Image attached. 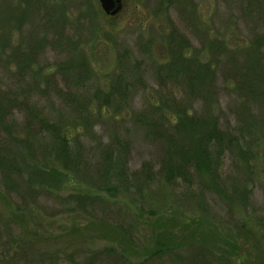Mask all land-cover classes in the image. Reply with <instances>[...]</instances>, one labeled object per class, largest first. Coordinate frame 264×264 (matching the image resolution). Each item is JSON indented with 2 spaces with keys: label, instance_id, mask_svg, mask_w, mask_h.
Listing matches in <instances>:
<instances>
[{
  "label": "rangeland",
  "instance_id": "rangeland-1",
  "mask_svg": "<svg viewBox=\"0 0 264 264\" xmlns=\"http://www.w3.org/2000/svg\"><path fill=\"white\" fill-rule=\"evenodd\" d=\"M41 1L31 0L27 5L24 0H0V82L12 91L20 89L22 84L10 58L14 53L30 55L33 40H41L43 46L36 54V66L44 73H56L57 84L65 90L74 87L68 74L57 69L74 56L84 58L88 68L85 74H81L80 67L75 72L86 78L79 86L84 94L107 89L114 74L122 71L127 79L141 74V84L133 80L134 89L122 100L119 114L126 119L133 111L154 103L153 94L157 90L177 98L182 95V87L164 70L160 71L164 86L157 82V66L171 60L161 48L171 28L186 37L191 51H200L204 59L211 61L214 53L206 45L212 39L233 41L244 51L255 37L264 35V0H122V9L116 15L105 14L99 0ZM12 7L24 8L29 13L17 24ZM8 37L11 42L6 41ZM1 40L5 41L3 46ZM126 50L129 59L123 65L118 64L119 55ZM244 56L242 53L239 57L241 65ZM217 59L220 64L215 67L214 112L219 116L220 128L238 129L244 104L254 120H264V103L236 93L226 80L229 64L221 56ZM134 62L138 63L135 69L131 67ZM50 99L35 95L32 100L42 105L59 102L53 95ZM12 116L19 125L25 119V113L19 109ZM114 127L103 116L96 119L91 134L82 137V144L92 151L86 160L88 174H94L92 164L99 159V143L109 141ZM117 130L124 135L130 130L131 171H138L144 162L159 165L160 147L146 137L143 129L132 131L127 121ZM256 130L259 136L261 132ZM255 147L258 154L249 165H243L232 153H227L222 163L221 176L228 186V195L237 186L246 193L243 203L217 191L205 190V212L197 198L180 199L178 195L184 188L178 192L166 189L167 197L156 210L159 214L164 209L165 215L177 217L180 228L164 239L172 251L149 260L160 222L157 215L147 213V208L140 215L126 195L119 194L115 199L118 204L112 202L105 208L90 204L70 208L72 204L64 198L78 192L95 193L92 183L73 175V182H66L60 190H55L57 193L42 192L32 200L24 180L17 177L21 195L16 190L7 194L0 181V264H264V137ZM23 175L28 178L30 170H25ZM147 199L151 201L144 202L147 207L158 203L151 195H146ZM130 221L136 223L140 240L134 252L129 253L130 258L123 259L117 256L112 236H103L93 225L104 224L108 228L111 223Z\"/></svg>",
  "mask_w": 264,
  "mask_h": 264
},
{
  "label": "trees",
  "instance_id": "trees-1",
  "mask_svg": "<svg viewBox=\"0 0 264 264\" xmlns=\"http://www.w3.org/2000/svg\"><path fill=\"white\" fill-rule=\"evenodd\" d=\"M24 1L27 5L31 2ZM26 11L21 7H12L17 24L29 13ZM165 39L166 44L161 48L171 60L157 66V82L164 86L165 80L160 72L164 70L182 87V95L177 98L174 94L167 95L157 90L153 94L155 102L143 110L133 111L128 119L119 114L121 103L134 89L135 83L141 84V74L136 73L127 79L122 71L114 74L107 89L84 94L79 86L86 78L75 72L76 67H80L81 74H85L88 68L84 58L74 56L73 60L61 64L57 69L68 74L74 87V90H65L57 84L56 73H44L36 66V54L43 46L41 40H33L30 55L14 53L10 58L11 63L15 64L16 77L22 84L20 89L12 91L0 82V181L8 191L6 193L16 190L14 192L21 195L18 177L24 180L26 188H30L34 200L42 192L57 193L55 190H60L66 182H73V175L92 183L95 193L69 194L64 201L72 204L70 208L88 204L105 208L112 202L117 203L115 199L122 193L140 211V215L147 208V213L154 217L157 215L160 222L157 226L158 238L148 254V260L169 254L172 247L164 239L180 228L177 217L165 215L167 212L164 209L159 214L156 210L167 197L166 189L178 192L184 188L178 195L180 199L197 198L205 212V190L217 191L224 197L231 196L243 203L246 193L237 186H233V192L228 195V186L221 176L222 163L226 154L232 153L243 161V165H249L258 154L255 146L264 137V120H254L247 105L244 104L239 113L242 124L234 131L222 130L219 116L214 112L215 67L220 56L230 66L226 80L235 92L243 93L251 101L264 103V35L255 37L244 51L233 41L210 40L206 47L213 51V61L204 59L200 51H191L186 37L174 28L170 29ZM6 41L11 42L10 37ZM1 42L3 46L5 41ZM242 53L245 54V61L241 65L238 60ZM129 57L130 53L126 50L119 55L118 64L123 65ZM136 66L138 63L131 64L133 68ZM133 80L135 83H132ZM35 95L46 96L48 101L53 95L59 102H51L50 105H47L48 102L46 105L34 103L32 99ZM195 102L200 104L196 105ZM15 109L25 113L21 125L11 118ZM103 116L115 124L114 133L108 142L99 143V159L92 164L95 168L91 175L88 174L89 163L86 160L92 151L86 149L81 139L87 133L91 134L96 119ZM127 121L131 123L132 131L135 128L143 129L147 138L158 143L161 153L158 166L144 162L138 171L129 169L130 130L126 135L117 130L120 124L126 125ZM256 128L261 132L259 136ZM28 169L30 175L26 178L23 173ZM146 195H151L158 203L147 207L144 202L151 201L145 200ZM127 209L130 211L129 207ZM93 226L103 236H112L119 250L117 256L123 259H129V253L139 245L140 237L133 221L111 223L108 228L104 224L99 226L94 223ZM112 250L115 251V247Z\"/></svg>",
  "mask_w": 264,
  "mask_h": 264
},
{
  "label": "water",
  "instance_id": "water-1",
  "mask_svg": "<svg viewBox=\"0 0 264 264\" xmlns=\"http://www.w3.org/2000/svg\"><path fill=\"white\" fill-rule=\"evenodd\" d=\"M102 10L107 15H116L122 8V0H99Z\"/></svg>",
  "mask_w": 264,
  "mask_h": 264
},
{
  "label": "flooded vegetation",
  "instance_id": "flooded-vegetation-1",
  "mask_svg": "<svg viewBox=\"0 0 264 264\" xmlns=\"http://www.w3.org/2000/svg\"><path fill=\"white\" fill-rule=\"evenodd\" d=\"M122 9V8H121ZM120 12V11H119Z\"/></svg>",
  "mask_w": 264,
  "mask_h": 264
}]
</instances>
